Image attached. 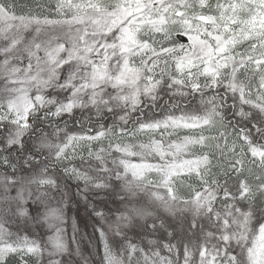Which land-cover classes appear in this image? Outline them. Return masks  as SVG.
Returning a JSON list of instances; mask_svg holds the SVG:
<instances>
[{"label": "snow or ice", "instance_id": "snow-or-ice-1", "mask_svg": "<svg viewBox=\"0 0 264 264\" xmlns=\"http://www.w3.org/2000/svg\"><path fill=\"white\" fill-rule=\"evenodd\" d=\"M39 7L0 0V264H94L76 186L105 264H264V0Z\"/></svg>", "mask_w": 264, "mask_h": 264}, {"label": "trees", "instance_id": "trees-1", "mask_svg": "<svg viewBox=\"0 0 264 264\" xmlns=\"http://www.w3.org/2000/svg\"><path fill=\"white\" fill-rule=\"evenodd\" d=\"M25 2V0H20ZM75 127V126H74ZM71 190V189H70ZM79 187H75V191L71 192L72 199L68 208L69 220L67 222V229L73 238H78L81 245L89 253H95L94 264H105V253L103 249V235L99 231L101 227L109 228L111 225L105 221L103 217L96 214V210L92 209L88 199H85L79 195ZM93 200H96L101 208H107L110 217L113 219L115 215L119 213L124 205L117 204L107 195L93 196ZM115 210V213L113 212ZM183 233V228L180 229ZM143 233V235H141ZM133 239H137L139 242L144 243L146 246L152 239V236L148 234L145 228H139L131 233ZM155 235L157 239L172 240L169 235L168 229H164ZM175 239L181 240L182 237H176ZM13 264H20L19 260H15Z\"/></svg>", "mask_w": 264, "mask_h": 264}, {"label": "rangeland", "instance_id": "rangeland-1", "mask_svg": "<svg viewBox=\"0 0 264 264\" xmlns=\"http://www.w3.org/2000/svg\"><path fill=\"white\" fill-rule=\"evenodd\" d=\"M19 3L21 5V11H32L33 8H37L38 11L41 12V14L44 13L45 9L40 8L39 5L48 3V0H25V2H21L19 0Z\"/></svg>", "mask_w": 264, "mask_h": 264}]
</instances>
